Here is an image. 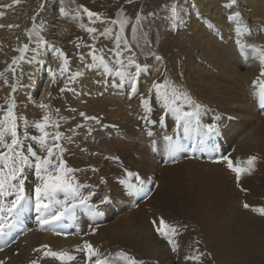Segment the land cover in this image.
Here are the masks:
<instances>
[{
	"label": "rangeland",
	"instance_id": "374dc122",
	"mask_svg": "<svg viewBox=\"0 0 264 264\" xmlns=\"http://www.w3.org/2000/svg\"><path fill=\"white\" fill-rule=\"evenodd\" d=\"M27 2L28 0H10L11 8L16 10L25 8ZM64 2L69 7L65 8L66 11L68 9L67 12L65 11V17L69 25L71 24V30L67 33L65 40L69 52L59 53L62 56V60L58 67L55 68V72L52 76L49 85V99L43 103L47 107H37L39 117L36 118L30 129H26L25 125L20 123L21 120L18 119L20 125L18 131L22 138L21 148L18 149V151L25 154L24 148L27 149L28 145H32V149L38 152V155H46V152L33 140V137L40 135L38 129L35 128V123L41 122L43 116L47 113L50 117V126L46 131L52 135L56 132L61 134V139L58 143L63 149L62 159L66 162V166L72 170L69 175L76 189L75 191L57 192L55 194L61 197V206H64L63 203L65 205L70 204L72 201V204H70L68 208L70 209L72 205L74 213L79 212V208L81 207L82 209L85 208L87 213H91V217H100L103 215L101 217L102 222L99 224L105 227L114 226L124 216H127L128 220L137 218L149 219V214L145 215L144 211H153L155 214H153V218H151L156 221V225L153 224L154 227L152 229L153 241H157L156 243L161 244V246L167 245V248H163V250L165 251L166 249V251H168L165 260L152 257V253L149 252L150 250H145V252H143L141 251L142 249L136 251V255L132 256V253L127 251V248H124L125 244L123 245L121 242H116L112 244V247L117 244L115 247H118L119 250H116V252H103V254H107L104 259L97 255L93 257L94 260L97 258L100 260L103 259L102 261H105L106 264H130L129 258H134L137 262H142V264H264V243L260 242L258 239V236L261 234L259 227L251 224L249 226H241L240 223V221L242 222L241 219L243 216H246V220L253 219L257 216V220H262L264 222V216H261L254 210L258 207H264V163L260 160H255L251 169L241 173L239 182H237L236 173H233V171L228 168L227 161L224 159L227 155H224L223 152L218 155L217 147L210 146L208 143L212 142L213 137H206L202 133L204 128L209 126V121H211L208 118L207 124L202 122L207 112L203 110L204 108L199 104V100L194 99L192 95L184 89L183 85L185 86V84L183 79L178 81L177 75L175 76L173 74L174 70L177 71L180 69L178 68L180 60L177 56L180 53L179 51L181 48L187 47L185 39L186 34L183 31L184 19L186 17L194 19L199 15L195 5H192L190 0H64ZM173 2H176L179 7H185L181 13L183 19L178 22L175 28L172 27L170 7H166L170 6ZM227 2L229 4L231 0H227ZM0 7H2V5H0ZM70 7H72L71 10ZM85 8L94 13H98L99 18L93 17L90 22V18L84 11ZM6 15L7 14L3 15L4 19ZM137 16H139V20H137ZM122 20L128 21L124 27L123 33L119 31V22ZM101 21H103V23ZM111 21H116L117 23L113 24ZM81 24L84 25V28L80 27ZM133 27H135V31H133ZM87 28H96L97 32L89 33L86 30ZM105 28L111 30L109 36L100 35ZM116 35H121L124 38L128 44L127 48L123 47V42L120 47L117 48L115 42ZM251 35L253 38H259V34L254 35L252 33ZM112 36L114 38V56L117 58V61L124 62V67L130 69V63L133 58H135L137 62L140 61V63L145 60L150 61V63H148L149 65L144 68H146V72H149L148 78L151 80V84H153V81L162 84L164 80L167 79L174 87L178 88L181 92H186L191 98L192 103L190 105L183 99L176 102L175 106L179 107L181 110L194 112L193 116L185 119L183 118L179 120V122L177 121V113L175 111L166 110L162 100L159 97L157 98V96H155L156 98L152 96V90L150 93H147L149 94V100L144 94L140 95L141 98L139 97L137 106L138 110H141L140 113L142 117L139 116L137 118V120L139 119V126H136V130L141 129L144 131L148 136H151L150 140L154 137L153 131H155V129L163 131L160 140L164 142L165 147L168 146V149L166 151L164 150V152H160V147L158 148L156 144L150 143V140L148 141L149 143L147 142V144H144L141 142L140 137H136L133 140L126 138L125 134H122L121 130H119L118 125L104 123L103 118H101L103 116L101 112L104 110V107L92 102H87V99H95V96L91 95L92 97L88 96L86 100H81L79 94L71 88L69 84V77L71 74L69 65H67V71L61 74L60 69L64 67L65 59L70 62H73L74 59L78 60L81 54H88L92 47L95 48L97 41L101 37L109 39L112 38ZM30 38L33 44H37L36 41L39 40L42 41L39 45H46V41L41 37V31L37 24L32 25ZM254 40L256 39L254 38ZM167 45L168 47L165 52L170 55L171 59L175 58L174 63L172 62V67L166 60H163L161 48ZM259 45L264 48L263 43H259ZM121 47L124 48L125 53H127V56L123 57V59L118 53ZM257 47L258 46H249V48H251V53L253 52V54H255L252 58L255 61L260 59L261 55V51ZM253 48L256 49L253 50ZM97 56L101 57L99 54ZM155 57H160L161 59L157 60ZM97 61L99 63V60ZM197 62L199 65L201 64L200 60H197ZM104 64H106L105 60ZM9 65L10 63L7 66L9 67ZM15 67L17 69V65ZM98 67H95L96 71H100L102 74L106 72L104 65L99 63ZM7 69L6 67L3 72ZM127 72L128 71H125V75L123 74V86L127 84ZM17 73L19 78L18 69ZM5 79L8 83L4 87L6 89L9 88V92L7 98L0 94V109H6L7 104L14 100L16 104L14 110L19 118L20 114L18 108L23 105H19L17 94L16 92L12 93L11 85L17 83V90H21L23 88L22 82H17L18 79L13 76L10 70L6 72L4 77H0V85L5 84ZM19 83H21V85H18ZM262 87H264V78ZM137 89L138 88H134L133 97L139 95V93L134 94ZM113 90L118 92V94L109 95L106 93L103 97L101 96L102 94H99L98 98L110 96L111 98L118 99V101L122 99L124 92L119 90L116 84L113 85ZM169 91L171 90L169 89ZM196 91L199 92L198 94L202 97H205V94H203L205 93L203 87L199 86ZM142 99L148 100L147 109L142 106L140 102ZM149 102H151V104L153 103L155 108L157 107L158 114L156 112L157 110H154V107H152ZM196 103L200 105L198 109L195 107L197 105ZM259 105L258 116L264 117V103L260 102ZM87 109H92L98 113H95L96 115L94 113L89 114L86 112ZM108 111L110 110L108 109ZM81 113L84 115L82 116ZM2 115L3 111H0V116ZM162 116L164 117L163 120H161ZM53 121L58 127L51 126V122ZM153 121H155V123H153ZM167 121L168 125L165 126ZM172 122L175 124V128L178 126L173 134L171 133L173 127L172 129L170 128ZM187 123H190L193 127L192 129H194L195 136L192 138L193 140L188 137L184 139L183 137V135H187ZM150 125H153L152 128ZM163 133L165 135H162ZM166 136L172 137V140H166ZM24 140L28 143L25 144ZM49 143H52L51 137L49 138ZM170 146H172L171 149ZM147 149H151L150 155L145 154L147 153ZM212 149L215 150V153L211 152ZM122 153L128 154L131 158L133 156L132 159L135 161H139V154L146 155L144 157H147L149 160V166L145 165V169L146 171L150 169L147 172L150 171L149 173H152L151 177L153 178L151 184L146 185V190H141L144 185V180H141L142 177L139 175L140 173H137V171L134 172L126 165L122 164L118 157V155ZM55 156L60 158L61 152L57 150ZM74 156L80 159L83 164L82 168L75 169L68 165L67 159ZM107 165L109 172L105 176L100 175L99 170L106 168ZM238 166L247 168L246 161H243L242 165L239 164ZM84 167L86 168L84 169ZM228 172L232 177L234 176L233 178L231 177L232 181H230L231 178L228 177ZM98 173L100 176H96ZM127 173H131L132 175L129 176ZM261 175L263 176L262 179ZM113 178L114 183L121 184V187L125 188L130 193L132 192L131 194L134 195L132 197L126 196V200L123 202L124 204H122L123 206H118L113 201L110 202V190L106 188V183L108 179L113 180ZM227 179L230 181L229 183H226ZM236 183L237 185H235ZM241 185H244V187L242 188ZM235 190L245 198L241 199L242 202L240 205L234 207L235 210H232L231 215L229 206H231L230 202L234 200L233 192ZM163 193H167L170 200V204L165 207L162 205L163 203L161 204V198H159L160 194ZM105 197L108 198V203L101 204V201ZM11 198L12 197H8L6 202ZM76 198L77 200H82L79 201V203L83 204V206L75 202ZM84 198L88 200L87 207L85 206L86 202L83 200ZM247 198L257 202L256 208L250 204L249 208H244L243 205L245 203H243V200L249 201ZM31 199H34V197L31 196ZM159 205L162 207L158 208ZM97 212L101 214L97 215ZM105 214L109 217L106 218V216H104ZM32 215L34 216L35 214ZM161 219L165 222V231H168V227L178 229L179 235L170 233V236L174 237L176 243L179 245L175 252L172 251V246L169 245L165 238L155 229L160 226L159 222ZM12 220L15 221L13 218L5 217L6 224L8 225L5 229L11 226ZM213 222H218V231L216 229H211V233L208 229L212 227L210 223L212 224ZM151 223H153V221ZM226 225H228V227H226ZM88 227L89 226H87V228ZM87 228L82 230V232L86 231L85 235H88L90 232V229L87 230ZM214 231L217 232L213 233ZM63 233V230L60 229V234L57 235ZM225 236H228V238L224 239ZM45 250L46 247L39 249L42 254H44ZM95 251L97 250L95 249ZM14 255H16V253H14ZM185 256H200V259L198 261L186 260ZM37 263L41 264L40 261Z\"/></svg>",
	"mask_w": 264,
	"mask_h": 264
},
{
	"label": "bare ground",
	"instance_id": "6f19581e",
	"mask_svg": "<svg viewBox=\"0 0 264 264\" xmlns=\"http://www.w3.org/2000/svg\"><path fill=\"white\" fill-rule=\"evenodd\" d=\"M190 2L192 5H195L199 15L194 19L190 17L184 19L183 31L186 34L187 47L179 49L180 53L177 56L180 60L178 63V68L180 69L174 70L173 74L177 75L178 81L183 79L185 84V86L183 85L184 89L194 99H198L199 104L204 108L203 110L207 112L202 122L207 124V119L209 118L211 120L209 121V125L219 127L220 132L213 136L212 142H208L210 146L217 147L218 155L223 152L236 165H242V162L247 161L250 156H255L256 161L260 160L264 163V117L258 116V106H260L261 102L258 91L262 87L264 78L260 76V73L264 71V66H262L260 59L256 61L252 59L255 54L251 53V48H249V46H258L257 48H259L261 54H264V48L259 45V43H263L264 45V0H235L234 5L231 7L227 6V0H190ZM0 5H2L0 7L1 12L4 15L7 14L5 19L3 16L0 17V26H3L0 27V72H3L6 67L8 68L7 65L11 64L13 57H19L20 53L18 49L25 43H29L30 49H35V51L25 54L27 59H32L31 64L27 63V60H24L20 61L17 65L20 75L17 82L21 81L23 85L21 90H16L17 101L19 105H23L18 108L20 117H23L20 123L24 124L26 129H30L36 118L39 117L38 105L45 103L49 99V85L55 68L58 67L62 60V56L59 53L69 52L65 44L67 33L71 30V24L69 25L65 17V8L69 7L64 0H28L25 8L22 10L12 9L10 0H0ZM236 13H239L241 17L239 21L230 19ZM34 24L39 25L41 37L46 41V45L38 46V44L31 43L30 33L31 27ZM252 33L254 35L259 34V38L254 37L256 39L254 40L251 35ZM113 41V36L109 39L101 37L95 45V54L104 57L107 65L105 73L102 74L100 71H96L95 67H98V61H93L88 54L83 53V60L74 59L73 62L68 61L67 65H69L71 70L69 84L79 94L81 100H86V97L91 95L95 96V99H87V102L104 107V110L101 112L103 115L101 118H103L104 123L116 124L122 134H125L126 138L133 140L136 137H140L141 142L147 144L151 136H148L141 129L136 130V126H139V119L137 120V118L139 116L142 117L141 110H138L137 106L139 97L144 94L148 98L149 94L147 93H150V89L152 88L151 80L148 78L149 72H146L147 70L144 68L149 65L150 61L145 60L140 63V61L137 62L133 58L132 62L135 61V65L129 62L130 69L128 67L127 69L124 67L123 61L116 60L117 58H115L113 51ZM168 45L161 48V50L163 60H166L172 67L175 58H172V60L170 55L165 52ZM255 49L253 48V50ZM118 53L122 59L127 56L125 49L122 47ZM197 60H200V65ZM125 71H128L127 84L123 86V75H120V73H124ZM254 80H257L255 85L252 83ZM133 83L135 84L134 88H138L134 92V94L139 93L137 97H133ZM114 84L119 87V90L124 92L122 99L118 101V99L111 98L110 96L98 98L99 94H102V97L106 93L109 95L118 94V92L113 90ZM18 85H21V83ZM4 86L5 84L0 85V94L7 98L9 88L6 89ZM199 86L205 90V93H203L205 97H202L196 91ZM151 94L156 98V95H154L155 91L152 90ZM196 95H200L201 97ZM151 102L149 104L154 107ZM156 108L154 107L153 109L157 110ZM86 112L89 114L98 113L92 109H87ZM156 112L158 114V110ZM167 123L168 121L165 126L168 125ZM190 123H187V135H183L184 139L187 137L192 139L195 136L194 129H192L193 127ZM172 127L171 133L173 134L178 126L175 128V124L172 122L170 128L172 129ZM157 128L159 129L158 126ZM162 132L155 129L153 131L154 137L150 140V143L156 144L158 148L160 147V152L168 149V146L165 147L164 142L160 140ZM162 135L165 134L163 133ZM27 143L25 142V144ZM171 148L172 146H170ZM24 152L29 158V163L25 166L23 173L26 188L25 195L31 199V196L34 197V186L39 181L33 171L35 158L27 152L26 148H24ZM146 152V155H150L151 149H147ZM211 152L215 153V150L212 149ZM145 154H139V161H135L132 159L133 156L131 158L125 153L118 155L123 165H126L134 172L140 173L141 180H144L141 190H146V185L151 184L153 179L151 177L152 173H149L150 171L147 172L150 169L147 171L145 169V165L149 166V160L147 157H144L146 156ZM76 156L68 158L67 162L70 167L80 169L83 167V164ZM108 165L106 168L102 167L103 169L99 170L100 175L105 176L109 172ZM99 173L96 176H100ZM228 177H232L229 172ZM262 177L261 175V179ZM232 178L230 181H232ZM230 181L227 179L226 183ZM241 186L242 188L244 187V185ZM106 188L110 190V202L113 201L118 206H123L122 204H124L126 196H134L131 194L132 192L130 193L121 187V184L114 183V178L113 180H107ZM168 196L167 193L160 194V202L161 204L163 203L164 207L170 204ZM233 196L234 200L230 202L231 206H229L231 215L232 210H235L234 207L240 205L241 199L245 198L237 190L233 192ZM31 200L32 205L30 208L26 207L14 218L15 221L12 220L11 226L5 229L3 234H0V262L2 264H32L33 261H40L41 264H94V258H92V261L87 259L86 243L91 244L93 249H96L98 255L101 256L100 258L103 259L107 256L103 252H116V250H119L118 247H115L117 244L112 247V244L116 242L125 244L124 248H127V251L132 253V256H135L136 251L140 249L143 252L150 250L149 252L152 253V257L162 260H165L167 256L168 251L166 249V252L163 250V248H167V245L161 246V244L156 243L157 241H153L152 229L154 225L151 223L155 221L152 220L153 214H155L153 211H144L145 215L149 214V219L137 218L128 220V217L124 216L114 226L105 227L99 224L102 222L101 217L103 215L91 217V213H87L86 209H82L81 207L79 208V212H75V214L72 205L70 209L68 208L72 204V201L70 204L65 205L63 203L64 206H61V197L54 195L50 208L43 215L47 216L53 211L60 212L65 209L67 211L61 221L42 225L38 219V216L41 214L35 211L34 199ZM76 200L77 198L75 199L76 203L83 206V204L79 203V201H82L81 199ZM83 200H85V206L87 207L88 200L85 198ZM243 203L250 204L255 208L257 206V202L251 199L249 201H245L244 199ZM32 214L35 215L33 216ZM104 216L106 218L109 217L107 214ZM245 217L243 216L242 222L240 221L241 226H249L251 224L259 227L261 234L258 236V239L264 243V222L257 220V216L249 220H246ZM217 223L213 225L210 223L213 228L210 227L208 230L210 232L211 229L218 231ZM87 226L89 227L87 228ZM86 228L87 230L90 229L88 235H85L86 231L82 232ZM60 229L64 233L57 235L60 234ZM227 238L228 236L224 237V239ZM44 246L47 247L44 254H42V250L39 251V249ZM46 252H55L57 256H46ZM69 256L72 259H69Z\"/></svg>",
	"mask_w": 264,
	"mask_h": 264
},
{
	"label": "snow or ice",
	"instance_id": "6c2138e0",
	"mask_svg": "<svg viewBox=\"0 0 264 264\" xmlns=\"http://www.w3.org/2000/svg\"><path fill=\"white\" fill-rule=\"evenodd\" d=\"M235 3V0H231L227 6L231 7ZM170 13H171V21L172 27L175 28L180 20L183 19L181 13L183 12V8L179 7L176 2H173L170 6ZM87 13V16L90 18L96 17L99 18L98 13H94L89 11L88 9H84ZM4 15L3 12H0V17ZM139 16H137V20H139ZM234 21H239L241 19L239 13L234 14L230 17ZM103 23V21H101ZM113 24L117 23L116 21H111ZM128 23L126 20H122L119 22V31L123 33L125 25ZM3 27V26H0ZM12 27V26H9ZM81 28H84V25H80ZM87 32L89 33H96V28H87ZM133 31H135V27H133ZM111 30L105 28L103 32L100 33L101 36H109ZM31 39V38H30ZM115 42L117 48L120 47L121 43L123 42V47L127 48L128 44L124 40L121 35L115 36ZM36 43L39 45L42 41L37 40ZM20 55L19 57H13L11 64L9 65L8 69L5 72H0V77H4L6 72L10 70L14 77L18 79V73L16 69V65L20 61L27 60V63L31 64L32 59H27L26 53L30 51H35V49H30L29 43H25L21 48L18 49ZM96 50L94 47L91 48L88 55L91 56L93 61L99 60V63L104 65L105 70H107V65L104 64V57H97L95 54ZM34 59V58H33ZM80 59L83 60V54L80 55ZM155 59L159 60L160 57H155ZM260 61L262 66H264V54H261ZM135 65V61L132 62ZM67 64L68 61L65 59L64 67L60 69L61 74L67 71ZM138 67V66H137ZM124 73H120L123 75ZM261 77H264V71L260 73ZM259 79V78H258ZM5 85H7V80H4ZM254 85L257 83V80L252 82ZM135 84H132V88L134 90ZM12 93H15L17 90V85L14 83L11 85ZM169 89L171 91H169ZM155 91V95L159 97L162 102L163 106L168 111H175L177 113V121L191 117L194 115L193 111H182L179 107H176L175 104L177 101L183 99L189 105L192 103L191 98L188 96L186 92H181L178 88L174 87L170 81L167 79L164 82L157 83L153 82L152 88L150 89ZM63 91V89H62ZM259 97L261 103H264V87L260 88ZM142 106L147 109L148 107V100L142 99L141 100ZM15 101L7 104L6 109H0L3 111V115L0 116V234H3L4 229L6 226L5 217L15 218L18 216L26 207H30L32 204V200L27 198L26 188H25V181L23 179V173L25 170V166L29 163V158L27 155L23 154L18 149L21 148L22 138L21 134L19 133L18 129L20 127L18 123V119L22 120L23 117L17 116L15 112ZM41 108H46L47 106L44 104L39 105ZM197 109L200 105L195 106ZM83 116L84 114L81 113ZM164 117H161L163 120ZM155 123V121H153ZM50 126V117L47 113L42 118V121L39 123H35V128L38 129L40 135L37 137H33V140L39 144V146L46 152V155L40 156L34 151L31 145L28 146L27 152L30 153L32 157L35 158L34 163V171L35 176L39 183L35 184L34 186V207L35 211L38 214L39 222L42 225H46L49 223H56L61 221L64 217L66 209L60 212H52L49 213L47 216H44L43 213L47 212L50 208L51 201L54 195L57 192H68V191H75L71 177L69 173L72 171L70 168L66 166V162L62 159V151L60 144L58 141L61 139V134L56 132L54 135L50 134L46 129ZM51 126L58 127V125L53 121L51 122ZM220 132V129L216 125H209L203 130V135L206 137H213ZM150 134V133H149ZM51 137L52 143H49V138ZM166 140L171 141L172 137H165ZM59 150L61 152V157L57 158L55 156L56 151ZM227 161V166L233 172L236 173V180L239 182L240 175L243 172L249 171L253 166L256 157L250 156L247 161V168L238 166L234 164L231 159L224 157ZM131 176V173H127ZM123 183V182H121ZM131 187V186H129ZM8 197H12L8 202H6ZM108 198L105 197L101 204H107ZM244 208H249L250 205L245 203ZM257 211L261 216H264V207H260L254 209ZM101 213L97 212V215ZM160 226L156 228V231L165 238L167 243L172 246V251H177L179 245L176 243L174 237L170 236V233H174L179 235L178 229L174 227H168V231H165L164 228L166 227L165 222L163 219L160 220ZM153 224H156V221H153ZM47 247V246H44ZM85 248L88 252V260L92 261V258L97 256L98 253L93 249L91 244H85ZM83 250V249H82ZM46 256L51 255L53 257L57 256L55 252H46ZM126 255V254H125ZM203 255V254H201ZM72 259V257H68ZM185 259L188 260H196L200 259V256H185ZM130 264H142V262H137L134 258H129ZM2 264V262H0ZM32 264H37L36 261H33ZM94 264H106L105 261L100 259H96Z\"/></svg>",
	"mask_w": 264,
	"mask_h": 264
}]
</instances>
